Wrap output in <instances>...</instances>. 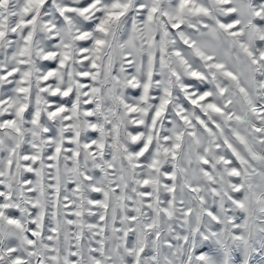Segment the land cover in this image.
<instances>
[{
	"label": "snow or ice",
	"instance_id": "snow-or-ice-1",
	"mask_svg": "<svg viewBox=\"0 0 264 264\" xmlns=\"http://www.w3.org/2000/svg\"><path fill=\"white\" fill-rule=\"evenodd\" d=\"M0 264H264V0H0Z\"/></svg>",
	"mask_w": 264,
	"mask_h": 264
}]
</instances>
